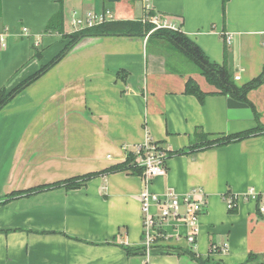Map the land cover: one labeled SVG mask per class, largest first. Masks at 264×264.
<instances>
[{
    "label": "crops",
    "instance_id": "obj_1",
    "mask_svg": "<svg viewBox=\"0 0 264 264\" xmlns=\"http://www.w3.org/2000/svg\"><path fill=\"white\" fill-rule=\"evenodd\" d=\"M146 6L210 63L225 64L237 87L263 72L264 0H0V90H13L66 47L73 13L109 10L115 20L138 21ZM60 12L63 34L50 27ZM146 40L83 38L0 110V264L264 263V135L188 150L198 133L214 139L264 125V83L247 94L258 120L229 119L228 97L200 74L168 72ZM189 78L206 94L202 102L185 94ZM146 138L168 153L166 176L150 190L206 203L192 246L182 238L186 228L169 222L168 234L177 229L182 237L158 240L146 254L143 182L129 170L8 200L123 164ZM229 196L236 199L230 211Z\"/></svg>",
    "mask_w": 264,
    "mask_h": 264
},
{
    "label": "trees",
    "instance_id": "obj_2",
    "mask_svg": "<svg viewBox=\"0 0 264 264\" xmlns=\"http://www.w3.org/2000/svg\"><path fill=\"white\" fill-rule=\"evenodd\" d=\"M154 14L150 13L149 16H153ZM62 13L60 12L53 18V21L50 24V27L57 31L58 33L63 34L62 32ZM66 39L69 40V43L66 47L46 66H43L39 69V71L26 79L24 82L19 84L13 90L7 92L5 89L0 90V110L19 92H21L25 87L30 85L33 81L39 78L42 74L47 72L53 65L59 62L68 52L72 50V48L83 38H98V37H107V36H117V37H139L145 38L146 46L149 43L156 44L158 54L163 55L166 58L165 61V69L170 73L181 74L183 72L178 71L170 60L172 58V53H179L182 57L191 63L195 70L205 78L206 82L217 89L218 93L224 97H228L234 99L238 102L245 103L251 108L252 116L255 120H258L259 115L254 111L253 107L247 100V94L253 90L258 88L260 85L264 83V68L261 75L252 80L251 82L237 87L234 84L231 73L228 71L225 64L216 65L210 63L208 58L204 55V53L200 50V48L193 43L185 34L180 31L170 30V29H157L154 30V26L148 21H125V20H114L111 22H105L99 25H96L91 28H86L77 32L70 33L68 35H63ZM166 54V55H165ZM186 95L194 96L202 102L205 98L206 94L203 93L196 82L189 78L185 82V90ZM264 135V125L257 124L255 129L240 132L237 134L227 135V136H217L214 139H210L209 136L203 133H198L197 138H199L200 142L197 145L190 147L189 152H193L196 149L207 150L211 148H219L229 144H233L247 138L253 136ZM177 154H184L186 151L176 152ZM132 171V173L141 174V169L137 168L134 164V157L130 153L125 162L120 165L113 166L101 173H93L88 174L79 178L69 179L62 183H56L54 185H45L35 189H30L25 192H17L9 195L8 200L21 196L23 194L30 195L32 193H38L40 191L63 187L66 190H74L85 184L90 179L102 175L109 174L114 172H122V171ZM6 202H8L6 200ZM130 252V250H127ZM257 257L251 256L249 260L256 259ZM204 264V263H202ZM264 264V263H262Z\"/></svg>",
    "mask_w": 264,
    "mask_h": 264
},
{
    "label": "built area",
    "instance_id": "obj_3",
    "mask_svg": "<svg viewBox=\"0 0 264 264\" xmlns=\"http://www.w3.org/2000/svg\"><path fill=\"white\" fill-rule=\"evenodd\" d=\"M151 10L149 6L145 7V15L141 21H148L157 29H170L176 31L168 21L158 15L149 16ZM114 15L111 11L87 12L83 15L73 13L69 24L72 32H77L96 25L114 21ZM227 42L231 41V35H227ZM6 47V34L0 33V50ZM239 76L234 77L235 81L239 80ZM129 152L128 148L124 149ZM134 157V164L141 169V180L143 189L138 195L142 214V245L146 254L155 245L158 240H167L173 238L178 240L182 237L179 230L175 233L168 234L165 226L172 222H179L186 228L184 234L185 241L189 245H194L198 234L199 218L206 208L204 201H197L193 195H179L172 189H166L163 193L157 194L150 190V184L158 178L166 176V162L168 153L165 149L154 143L150 138L135 146L130 152ZM251 194V191H249ZM236 199L232 196L227 197L226 207L230 211L235 208ZM183 208V210H182ZM260 213L264 216V206L259 208Z\"/></svg>",
    "mask_w": 264,
    "mask_h": 264
},
{
    "label": "rangeland",
    "instance_id": "obj_4",
    "mask_svg": "<svg viewBox=\"0 0 264 264\" xmlns=\"http://www.w3.org/2000/svg\"><path fill=\"white\" fill-rule=\"evenodd\" d=\"M139 15H136V18H139L138 17ZM141 17V16H140ZM68 27V31H72V28L71 26L68 24L67 25ZM56 46L59 45V42H56L55 44ZM156 44L154 43H149L148 46H147V52L148 54H153V51H157V48H156ZM160 55V54H159ZM166 55V54H165ZM163 57V60L166 61V58L162 55ZM170 60H172V63H173V66L180 72H183V73H196V74H199L196 70H195V67L189 63L188 61H186L181 54L179 53H172V58L170 57Z\"/></svg>",
    "mask_w": 264,
    "mask_h": 264
},
{
    "label": "water",
    "instance_id": "obj_5",
    "mask_svg": "<svg viewBox=\"0 0 264 264\" xmlns=\"http://www.w3.org/2000/svg\"><path fill=\"white\" fill-rule=\"evenodd\" d=\"M109 2H115L118 0H108ZM227 116L229 119H251L252 112L248 105L238 102L234 99H227Z\"/></svg>",
    "mask_w": 264,
    "mask_h": 264
}]
</instances>
